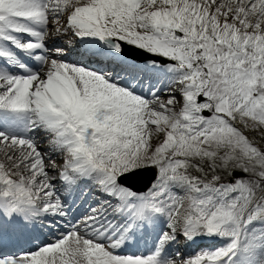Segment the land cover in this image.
Returning a JSON list of instances; mask_svg holds the SVG:
<instances>
[{
    "label": "snow or ice",
    "instance_id": "6c2138e0",
    "mask_svg": "<svg viewBox=\"0 0 264 264\" xmlns=\"http://www.w3.org/2000/svg\"><path fill=\"white\" fill-rule=\"evenodd\" d=\"M0 264H264V0H0Z\"/></svg>",
    "mask_w": 264,
    "mask_h": 264
}]
</instances>
